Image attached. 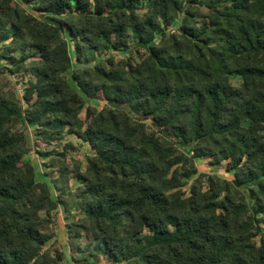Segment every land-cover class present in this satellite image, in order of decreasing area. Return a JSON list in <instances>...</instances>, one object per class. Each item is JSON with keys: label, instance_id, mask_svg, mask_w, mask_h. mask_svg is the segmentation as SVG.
Instances as JSON below:
<instances>
[{"label": "trees", "instance_id": "1", "mask_svg": "<svg viewBox=\"0 0 264 264\" xmlns=\"http://www.w3.org/2000/svg\"><path fill=\"white\" fill-rule=\"evenodd\" d=\"M19 1L49 22L0 0V264H61V213L107 264H264V0Z\"/></svg>", "mask_w": 264, "mask_h": 264}, {"label": "rangeland", "instance_id": "2", "mask_svg": "<svg viewBox=\"0 0 264 264\" xmlns=\"http://www.w3.org/2000/svg\"><path fill=\"white\" fill-rule=\"evenodd\" d=\"M18 2L22 4L19 0ZM22 6L31 14H34L37 18L43 20V21H48L49 18L46 15L35 13L34 11L31 10L30 6L22 4ZM143 8L141 9V12H143ZM202 11L205 12V8H202ZM175 27H178V23L174 25ZM174 29V28H173ZM140 51V52H138ZM1 53V50H0ZM146 53V50L134 43L131 45V52H118V53H110V52H101L97 54L96 59L97 60H103L107 58L110 55H113L117 60L127 58L129 56H132L135 62H138L140 59V55H144ZM1 69H5V66L3 62H1ZM8 79L13 85L17 84V92L19 97H22V90L24 89L23 85L19 82L20 80L17 77H11L6 73ZM29 79H33L32 76H29ZM73 83V82H72ZM88 105L96 106L99 109L103 108L105 106V102L101 99L98 98L97 101H92L88 100L87 101ZM123 108L127 109L126 106H123ZM82 117H84V113L82 114ZM140 118V117H136ZM150 122V121H147ZM158 129V128H157ZM160 131L164 136L168 138H172L171 134L166 131L158 130ZM27 139L29 142V145L31 147V153L29 155V158L32 160V162L35 164L36 167V172H37V178L39 180L44 178L45 173H48L49 170L44 165V160L42 157L39 155V152H48L50 151L53 147H48L43 144V142L40 141L38 138L37 132L35 128L28 126L27 131H26ZM72 144L73 148H69L67 150V156L70 160H77L80 162H84L86 157L89 156L92 151L89 148L88 145L84 144L81 140H79L76 137H72L69 135H66L64 139V144ZM62 149V148H61ZM60 149V150H61ZM47 161V160H46ZM45 161V163H46ZM197 165L199 168V171L201 173H210V174H218L222 178L231 180L233 179V176L231 173H227L223 167L217 168V167H212L210 166L209 162L203 161V160H197ZM192 182V180H190ZM72 187H76V183L73 182L71 183ZM185 190L188 192L189 191V186L185 188ZM60 220L64 218V215L62 214L61 217H59ZM58 218V220H59ZM58 220L56 222V235H57V240L59 242V248L61 251H63L65 258L62 261L61 264H107L108 261L104 256L97 255L94 257L89 256L88 251L85 250V245L87 244L86 240H82L78 243L72 244L69 241V237L66 231V228L63 223H58ZM258 239V237H257ZM50 244L46 246L48 248Z\"/></svg>", "mask_w": 264, "mask_h": 264}, {"label": "crops", "instance_id": "3", "mask_svg": "<svg viewBox=\"0 0 264 264\" xmlns=\"http://www.w3.org/2000/svg\"><path fill=\"white\" fill-rule=\"evenodd\" d=\"M72 137H74V136H72ZM62 216V213L59 215V217H61ZM58 223H63L64 224V226H65V220H64V218L62 219V220H60V218H59V220H58ZM66 228V227H65ZM67 231V230H66Z\"/></svg>", "mask_w": 264, "mask_h": 264}, {"label": "built area", "instance_id": "4", "mask_svg": "<svg viewBox=\"0 0 264 264\" xmlns=\"http://www.w3.org/2000/svg\"><path fill=\"white\" fill-rule=\"evenodd\" d=\"M173 28H174V29H173ZM174 30H175V27H171V28L169 29V31H171V32H173ZM24 92H25V90L23 89V90H22V92H21V93H22V95H21V96H23V95H24Z\"/></svg>", "mask_w": 264, "mask_h": 264}]
</instances>
